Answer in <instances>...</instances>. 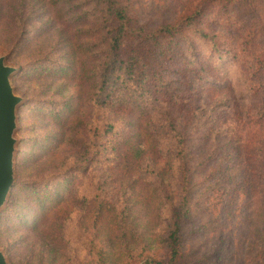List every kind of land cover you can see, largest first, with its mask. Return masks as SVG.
<instances>
[{
  "label": "trees",
  "instance_id": "obj_1",
  "mask_svg": "<svg viewBox=\"0 0 264 264\" xmlns=\"http://www.w3.org/2000/svg\"><path fill=\"white\" fill-rule=\"evenodd\" d=\"M100 1L106 17L104 25L84 38L87 43L94 39L98 42L89 44L91 54H80L82 50L76 45L67 59L68 65L59 71V82L67 84L73 94L63 103L62 110L49 113L47 127L50 126L51 136L47 143L39 146L40 155L33 158L32 163L46 159L57 148L70 145L76 138L77 142L81 140L84 151L93 152L87 159L90 162L97 155L94 149L99 130L105 134L113 133L103 144L107 154L105 158H99L102 168L126 175L135 173L132 177L134 197L146 195L148 190L147 197H154L155 202L151 203L148 198L133 208L139 207V214L150 210L155 218L156 214H161V221L164 227L167 226L164 234L151 235V245H162L166 257L157 259L149 255L147 244L135 235L134 243L141 251L136 258L131 257V264H190L194 251L185 255L184 228L193 223L196 215L191 203L195 187L191 169L204 164L194 165L195 150L202 146H197L196 141L200 135L195 136L193 132L202 134L207 130L205 137L208 139H204L206 145L210 142L211 146L202 162L217 160L220 135L232 141L238 153L231 169L244 173L249 204L254 206L253 211L262 220L264 228V46L260 45L264 33V0H199L190 15L151 29L134 22L128 0ZM235 8L236 11L230 12ZM75 10H70L67 16H73ZM236 14L239 17L250 15V23L243 26ZM207 18L208 28L204 29ZM222 23L239 26L238 37L234 38L242 49L247 48L250 56L248 68L241 69L235 81L227 75L223 56L238 60L234 48L238 42L222 45V36L214 33ZM187 31L208 42L210 60L191 62L185 56L187 51L192 54L196 51ZM3 36H6L5 30L0 28V37ZM21 36L15 42L21 43ZM179 43H184V47H178ZM102 45L105 48L102 47L101 53L92 51L93 47L97 50ZM97 54L102 63L94 66ZM85 60L88 69H85ZM21 72L22 69H18L11 79L19 80L28 75L27 72L20 77ZM169 73L177 76L178 83L172 85V79L167 78ZM83 85L86 86L84 95L81 94ZM66 92L67 89L62 90L61 95ZM191 92H194L192 96ZM202 96L204 100L199 99ZM94 105L109 110L119 123H103L102 128L96 129L88 108ZM216 112L223 115L214 117ZM80 171L85 170L68 165L65 171L36 185L37 189L45 186V190L53 186L54 191L34 194L28 191L25 198L32 202L34 210L18 213L20 227L33 231L44 228L54 216L66 220L69 212L65 210L76 195L75 180ZM144 172H148L147 178L137 185L136 175ZM167 173H172V181L176 179L174 198L165 191ZM64 177L68 183L60 181ZM15 184L0 216V229H11L12 221L6 216L10 211L11 214L18 212L14 208ZM127 209L125 202L98 207L96 218L107 230V243L113 245L116 232L125 230ZM27 213L32 218L24 222ZM251 264H264V259L254 260Z\"/></svg>",
  "mask_w": 264,
  "mask_h": 264
},
{
  "label": "rangeland",
  "instance_id": "obj_2",
  "mask_svg": "<svg viewBox=\"0 0 264 264\" xmlns=\"http://www.w3.org/2000/svg\"><path fill=\"white\" fill-rule=\"evenodd\" d=\"M128 2L134 22L151 29L190 15L199 0H128ZM103 7L100 0H0L2 15L0 28L5 30L6 35L0 37V57H6V65L16 70L22 69L20 77L28 72V75L19 80L11 79L15 95L21 97L23 102L17 110L15 134L17 145L14 184L17 183V186L14 191V208L18 212L11 214L10 211L6 216L12 221L11 229H0V251L8 264H131L133 262L131 257L136 258L141 251L134 243L135 235L140 236L143 243L147 244L149 255H154L157 259L166 257V250L162 245L160 247L151 245V235L162 232L164 234L167 230V226L164 227L161 221V214H156L155 218L150 210L149 212L144 210L139 214L140 208H133L137 204H143L148 198L154 203V197H147L148 190L146 195L134 197L132 177L135 173L126 175L103 169L101 166L99 158H105L107 154L103 144H106L113 133L105 134L99 130L94 149L97 155L90 162L87 159L93 152L84 151L81 140L77 142L76 138L70 145L57 148L56 152L46 159L32 163V159L40 155L37 151L39 146L47 143V138L51 136L50 126L47 127L50 121L49 113L62 110L63 103L73 94L67 84L59 82V71L68 65L67 59L73 54L72 49H75L76 45L82 50L80 54L84 52L91 54L89 44L97 43L98 39L89 40L87 43L84 38L93 35L94 31L104 25L106 17L103 14ZM73 8L76 9L73 16H67ZM233 10L236 11V8L230 12ZM236 15L239 17V14ZM250 20L251 16L247 14L241 15L238 21L247 26ZM204 22H206L204 29H207L208 18ZM238 27L222 23L214 32L222 36L220 37L222 45L229 43L234 45L238 42V45H234L238 60L223 56L227 75L234 81L240 75L241 69L248 68L250 63L247 48L242 49L237 38H234L238 37L240 29ZM186 35L196 47V51L194 54L187 51L185 56L191 62H198L199 59L210 60V49L206 44L208 42H204L191 31H187ZM19 36L21 43L15 42ZM6 41L11 43L6 44ZM260 45L264 46V33L260 38ZM102 47L105 48V45L97 50L95 46L92 51L101 53ZM178 47H184V43H179ZM97 55L94 66L102 63L100 54ZM85 64L87 65L85 69H88V61L85 60ZM85 69L82 68V71ZM176 77L172 73L167 75L168 79H172V85L178 83ZM64 89H67V92L61 95ZM85 92L86 86L83 85L81 94L84 95ZM193 94L194 92H191V96ZM199 99L204 100V96ZM88 108L96 129L102 128L103 123H119V119L104 107L94 105ZM218 114L223 115L216 112L213 116ZM206 131L204 130L202 134L193 132L195 136L200 135L196 139L197 146H202L200 149L204 148V151L195 150L194 165L204 164L191 169L195 181L191 203L196 215L193 223L184 228L187 246L185 255L188 256L190 250L194 251L192 258L189 259L190 264H251L254 260L264 259L262 220L257 218L253 211L254 206L249 204L248 184L244 173L239 169H231L236 163L238 150L229 138L220 135L217 160L202 162L211 146L210 142L206 145L208 139L205 137ZM68 165L80 166V169L85 171H80L75 180L76 195L65 210L69 212L67 219L62 221L60 217L54 216L46 222L44 228L42 226L33 231L21 228L18 213L34 210L32 202L27 200L25 195L28 191H32V194L38 191L43 193L54 191L53 186L45 190V186H39L37 189L36 185L65 171ZM147 175L148 172L138 173L136 175L138 181L135 183L137 185L143 183ZM171 176L172 173L166 174L167 180L164 181V185L167 195L174 198L177 184L176 179L171 180ZM60 181L68 183L67 177L61 178ZM111 202H125L128 208L126 228L124 231L116 232L113 236V245L107 243V230L96 218L98 207L102 204L110 207ZM5 209L6 204L0 210V216ZM31 218L32 216L27 213L23 221H29Z\"/></svg>",
  "mask_w": 264,
  "mask_h": 264
},
{
  "label": "water",
  "instance_id": "obj_3",
  "mask_svg": "<svg viewBox=\"0 0 264 264\" xmlns=\"http://www.w3.org/2000/svg\"><path fill=\"white\" fill-rule=\"evenodd\" d=\"M14 67L6 65V57H0V210L7 202L15 181L14 158L17 141V113L23 99L14 93L11 77ZM0 264H8L0 251Z\"/></svg>",
  "mask_w": 264,
  "mask_h": 264
}]
</instances>
